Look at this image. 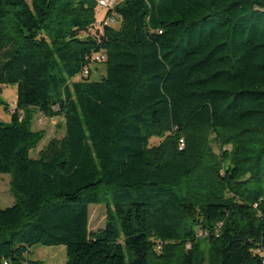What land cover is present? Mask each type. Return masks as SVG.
<instances>
[{
    "label": "trees",
    "instance_id": "1",
    "mask_svg": "<svg viewBox=\"0 0 264 264\" xmlns=\"http://www.w3.org/2000/svg\"><path fill=\"white\" fill-rule=\"evenodd\" d=\"M98 2L0 0V264H264V0Z\"/></svg>",
    "mask_w": 264,
    "mask_h": 264
},
{
    "label": "rangeland",
    "instance_id": "2",
    "mask_svg": "<svg viewBox=\"0 0 264 264\" xmlns=\"http://www.w3.org/2000/svg\"><path fill=\"white\" fill-rule=\"evenodd\" d=\"M105 10L98 9V16H102ZM115 28L119 27V24L114 25ZM98 74H97V73ZM95 77L92 79H100L105 73L104 64H99L94 69ZM2 100L10 106L11 111L7 110L4 105H0V120L3 122H11L12 120V109L15 108V102L17 100V86L12 84L8 85L3 89L0 94ZM35 129H43L46 131V138L41 142L38 150L41 149L46 142L54 135L62 136L64 133L63 128L57 127L56 122L49 120H40L38 116L34 120ZM159 139H154L153 144H158ZM36 154V153H35ZM34 154V155H35ZM10 174L0 173V203L2 207H8L14 204L15 198L11 192L10 187ZM106 219V207L103 205H92L91 206V218L90 227L91 230H97L102 227ZM30 259L40 260L42 264H66L67 263V250L64 245L46 246L36 244L31 247Z\"/></svg>",
    "mask_w": 264,
    "mask_h": 264
},
{
    "label": "built area",
    "instance_id": "3",
    "mask_svg": "<svg viewBox=\"0 0 264 264\" xmlns=\"http://www.w3.org/2000/svg\"><path fill=\"white\" fill-rule=\"evenodd\" d=\"M119 1L120 0H99L98 2L99 8L102 10H105L102 16L99 17L98 22H97L98 27L100 28V31L102 33L104 32V29L106 27L113 26L118 23L119 18L118 16H116L115 13H113L112 15H108V16L106 15V13L109 10H114ZM104 59H105V55L103 53L98 54L95 57V60L93 61V63H91L89 66H86V68L83 69V75H89L91 72L90 70H92L96 64L101 63ZM183 145L184 143L182 141L181 148L183 147Z\"/></svg>",
    "mask_w": 264,
    "mask_h": 264
},
{
    "label": "crops",
    "instance_id": "4",
    "mask_svg": "<svg viewBox=\"0 0 264 264\" xmlns=\"http://www.w3.org/2000/svg\"><path fill=\"white\" fill-rule=\"evenodd\" d=\"M97 73V72H96ZM98 74V73H97ZM93 77H95V73H93Z\"/></svg>",
    "mask_w": 264,
    "mask_h": 264
}]
</instances>
